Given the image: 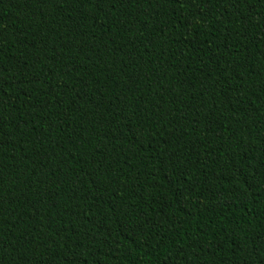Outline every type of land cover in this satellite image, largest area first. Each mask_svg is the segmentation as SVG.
Masks as SVG:
<instances>
[{
	"label": "trees",
	"instance_id": "1",
	"mask_svg": "<svg viewBox=\"0 0 264 264\" xmlns=\"http://www.w3.org/2000/svg\"><path fill=\"white\" fill-rule=\"evenodd\" d=\"M0 264H264V0H0Z\"/></svg>",
	"mask_w": 264,
	"mask_h": 264
}]
</instances>
